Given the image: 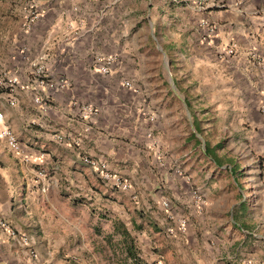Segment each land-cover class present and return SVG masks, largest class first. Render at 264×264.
Listing matches in <instances>:
<instances>
[{"label":"crops","instance_id":"1","mask_svg":"<svg viewBox=\"0 0 264 264\" xmlns=\"http://www.w3.org/2000/svg\"><path fill=\"white\" fill-rule=\"evenodd\" d=\"M224 1L0 0V69L20 79L0 91L20 144L0 138V222L29 243L0 227V264H264V0ZM113 55L102 74L94 58ZM40 57L67 82L39 91L44 116L28 78ZM179 217L186 232L168 235Z\"/></svg>","mask_w":264,"mask_h":264},{"label":"built area","instance_id":"2","mask_svg":"<svg viewBox=\"0 0 264 264\" xmlns=\"http://www.w3.org/2000/svg\"><path fill=\"white\" fill-rule=\"evenodd\" d=\"M197 2V5L199 7H202L206 0H195ZM175 2V0H174ZM224 0H212V6L215 8H222L224 7ZM38 19V12H36L34 7H30L28 9L27 15L25 17V23L24 27L26 30L31 29L34 23H36ZM201 27H205V29L209 32L214 33V28L212 26L208 25L206 22H202L200 24ZM67 37L66 40H70V37L74 35L76 39H78V33H73L71 28L67 27ZM207 36H204L202 40H205ZM23 54L26 53L24 50L22 52ZM234 55V49L232 47H227L218 52V58L219 59H225L227 56ZM26 57V56H25ZM45 58L40 57L36 58L35 60L31 61L29 63V84L32 86L34 90V97H33V103L38 107L40 110V114L44 116L47 113V104L43 101L42 96L39 94V91L42 89H46L49 93H60L67 87V82L62 77L58 79H52L48 76H46V65H45ZM118 62V56H96L94 58V63L97 65L98 70L104 74L107 75L112 68L113 65H115ZM258 65L261 67L262 70H264V57L258 59L257 61ZM124 87L132 89L131 83L128 81L123 82ZM20 86V79L17 77V75H12L8 71H5L3 69H0V91H7L9 95H13V93L17 90V88ZM10 105L15 104V98L11 97L9 100ZM262 111L264 112V106L262 107ZM80 112L83 117H87L90 115H95L96 111L92 108L88 107H80ZM3 112L0 109V138L5 139L9 149L14 152L20 151V144L17 141L15 135L12 133L10 128L3 123ZM36 122L30 123V125H36ZM56 140H62L61 137L56 136ZM264 150V146H263ZM83 162L94 169L98 176L104 180H113V186L120 188L122 190H127L129 188L128 183L123 182L119 177H113L112 173H110L107 169V166L104 162H99L93 159L89 158H83ZM43 172L39 173V176H43ZM191 198L194 202V206L198 208L201 206L204 202L203 195L197 190L192 189L191 190ZM162 208L168 213V218L171 220H175V216L171 212V205L170 202L167 200H163L161 202ZM177 228L176 230L172 229L171 227H168L166 229V232L168 235L172 236L175 234V231L179 234H184L186 232L187 227V220L183 217H179L176 219ZM0 227L3 229H6L8 231V234L10 237L16 238L19 237L22 239L23 243L25 245H28L27 238L23 235L18 234L13 229L9 227V225L6 222H0ZM33 254V253H32ZM34 256V255H33Z\"/></svg>","mask_w":264,"mask_h":264},{"label":"rangeland","instance_id":"3","mask_svg":"<svg viewBox=\"0 0 264 264\" xmlns=\"http://www.w3.org/2000/svg\"><path fill=\"white\" fill-rule=\"evenodd\" d=\"M93 238L95 239V237H93ZM109 244H110V243H109ZM98 245H99V247H100V245H101V247H102V249H103V252L106 254V253H107V250L109 249L108 246H107L108 243H105V244H104V243H99Z\"/></svg>","mask_w":264,"mask_h":264}]
</instances>
